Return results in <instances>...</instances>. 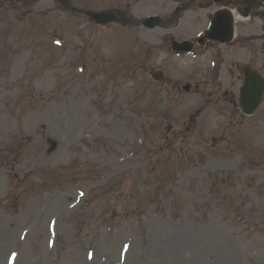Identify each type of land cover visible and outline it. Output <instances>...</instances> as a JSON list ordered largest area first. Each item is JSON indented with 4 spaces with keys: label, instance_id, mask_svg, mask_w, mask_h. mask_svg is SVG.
<instances>
[{
    "label": "rangeland",
    "instance_id": "374dc122",
    "mask_svg": "<svg viewBox=\"0 0 264 264\" xmlns=\"http://www.w3.org/2000/svg\"><path fill=\"white\" fill-rule=\"evenodd\" d=\"M186 1L0 0V264H264V98L237 103L264 2L231 43L174 53L212 9L140 19ZM109 8L130 22L83 14Z\"/></svg>",
    "mask_w": 264,
    "mask_h": 264
},
{
    "label": "water",
    "instance_id": "95a60500",
    "mask_svg": "<svg viewBox=\"0 0 264 264\" xmlns=\"http://www.w3.org/2000/svg\"><path fill=\"white\" fill-rule=\"evenodd\" d=\"M255 1L256 0H252V4ZM224 11L227 12V14H225L224 17L222 15L217 16L213 20L211 29L205 33V36L201 39V42L204 41L205 39L217 38L216 36L221 34L222 30H224V37H221L220 35L218 37L220 38L221 41H226L231 37L232 16L228 11L226 10ZM87 14L93 17L96 23L105 24L107 22L117 21V19L113 18L114 16L111 14V12L108 15H106L105 13H87ZM247 14L248 13H244L242 15H247ZM223 20L225 22H222ZM144 24L149 27L161 25L160 18L158 16L148 17L145 19ZM179 46L180 48L183 49L190 48L187 44L184 43ZM244 72H246V75H245L244 85L240 88L239 104L244 113L251 114L258 107L261 101L262 94L264 92V81L256 72H254L251 69H247V67L244 68ZM185 88L188 89L189 87L186 86Z\"/></svg>",
    "mask_w": 264,
    "mask_h": 264
},
{
    "label": "flooded vegetation",
    "instance_id": "af4514ba",
    "mask_svg": "<svg viewBox=\"0 0 264 264\" xmlns=\"http://www.w3.org/2000/svg\"><path fill=\"white\" fill-rule=\"evenodd\" d=\"M213 1H214V0H210V3H207V4H203V3H202L203 1H202V2L199 3V5H200V6L206 5L207 7H211ZM213 3H214V2H213Z\"/></svg>",
    "mask_w": 264,
    "mask_h": 264
},
{
    "label": "bare ground",
    "instance_id": "6f19581e",
    "mask_svg": "<svg viewBox=\"0 0 264 264\" xmlns=\"http://www.w3.org/2000/svg\"><path fill=\"white\" fill-rule=\"evenodd\" d=\"M238 19H241V20H243L244 18H242V17H238ZM7 236L11 238V235H10V234H9V235H7ZM95 264H99V263H95Z\"/></svg>",
    "mask_w": 264,
    "mask_h": 264
}]
</instances>
